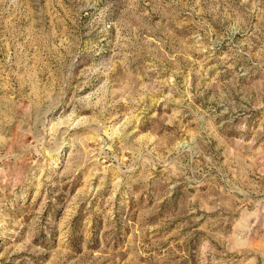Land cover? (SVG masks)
Masks as SVG:
<instances>
[{
    "label": "rangeland",
    "instance_id": "1",
    "mask_svg": "<svg viewBox=\"0 0 264 264\" xmlns=\"http://www.w3.org/2000/svg\"><path fill=\"white\" fill-rule=\"evenodd\" d=\"M0 264H264V0H0Z\"/></svg>",
    "mask_w": 264,
    "mask_h": 264
}]
</instances>
